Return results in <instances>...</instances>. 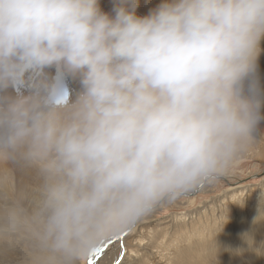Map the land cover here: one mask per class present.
I'll list each match as a JSON object with an SVG mask.
<instances>
[{
	"label": "clouds",
	"instance_id": "clouds-1",
	"mask_svg": "<svg viewBox=\"0 0 264 264\" xmlns=\"http://www.w3.org/2000/svg\"><path fill=\"white\" fill-rule=\"evenodd\" d=\"M0 0V264H88L159 205L226 175L262 117L244 82L264 0ZM79 77L76 98L46 69ZM264 198L262 193L261 199Z\"/></svg>",
	"mask_w": 264,
	"mask_h": 264
},
{
	"label": "bare ground",
	"instance_id": "bare-ground-1",
	"mask_svg": "<svg viewBox=\"0 0 264 264\" xmlns=\"http://www.w3.org/2000/svg\"><path fill=\"white\" fill-rule=\"evenodd\" d=\"M28 79L29 85L20 86L24 95L36 80ZM240 189L224 193L220 208L204 204L195 216L175 215L162 223L144 217L122 239L117 255L106 251L100 264H264V182Z\"/></svg>",
	"mask_w": 264,
	"mask_h": 264
},
{
	"label": "rangeland",
	"instance_id": "rangeland-1",
	"mask_svg": "<svg viewBox=\"0 0 264 264\" xmlns=\"http://www.w3.org/2000/svg\"><path fill=\"white\" fill-rule=\"evenodd\" d=\"M163 2H165V0H136L138 6L135 9V14L139 17L147 16L150 11L157 8ZM116 3L117 0H99L100 9L110 16H114L113 8ZM256 65V71L253 76L246 79L244 82V93L247 96L253 95V85L255 86V95L260 103L259 114L262 117L257 125L256 131L253 133L254 139L257 142L248 149L246 154L226 175L220 177L216 181L203 185L201 188L186 194L172 203H163V205H159L157 209H155L156 211L154 210L149 214L150 216H146L147 218L145 220L152 219L155 222L162 223L171 220L175 215L185 214L188 216L189 214L195 216V212L199 211L198 209L202 208L204 204L211 206L212 202L213 205H217L216 208H220L223 204L222 200H224V198L226 199L224 193L227 194L229 192L228 190L231 188L242 186L240 190L246 192L249 190V187L253 188L264 182V39L260 42V53ZM45 71L50 78L55 79L61 89L60 95L56 97V102L58 104H66L76 98L81 90L79 77L73 78L72 76H64L63 73L55 67L46 69ZM30 75L37 79L38 73H32ZM21 90L20 87H10V90L0 92V95H10L13 97L24 95V91ZM207 186H209L208 189H206ZM204 189H206V191H204ZM192 198H195V201L189 203ZM152 220L150 221L153 222ZM129 232H124L109 240L98 250L94 257L90 258L88 264H100L102 255L106 253V251L116 256L118 250L122 249V239H124Z\"/></svg>",
	"mask_w": 264,
	"mask_h": 264
}]
</instances>
